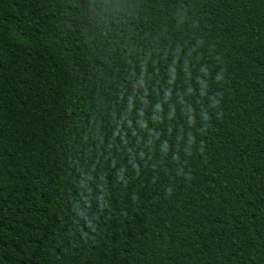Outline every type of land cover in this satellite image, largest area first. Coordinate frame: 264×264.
<instances>
[{
	"label": "trees",
	"instance_id": "1",
	"mask_svg": "<svg viewBox=\"0 0 264 264\" xmlns=\"http://www.w3.org/2000/svg\"><path fill=\"white\" fill-rule=\"evenodd\" d=\"M0 264H264V0H0Z\"/></svg>",
	"mask_w": 264,
	"mask_h": 264
},
{
	"label": "clouds",
	"instance_id": "2",
	"mask_svg": "<svg viewBox=\"0 0 264 264\" xmlns=\"http://www.w3.org/2000/svg\"><path fill=\"white\" fill-rule=\"evenodd\" d=\"M217 79H218V80H223V77L220 76V75L218 74ZM205 119L208 120L207 117H206ZM190 154H191V153H190ZM167 191H168V194L171 195V193H172V188L169 187Z\"/></svg>",
	"mask_w": 264,
	"mask_h": 264
}]
</instances>
